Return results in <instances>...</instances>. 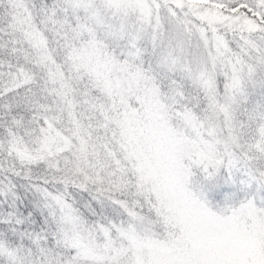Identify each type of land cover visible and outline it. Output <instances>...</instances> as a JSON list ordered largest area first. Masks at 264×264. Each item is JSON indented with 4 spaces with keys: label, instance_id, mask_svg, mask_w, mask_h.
<instances>
[{
    "label": "snow or ice",
    "instance_id": "6c2138e0",
    "mask_svg": "<svg viewBox=\"0 0 264 264\" xmlns=\"http://www.w3.org/2000/svg\"><path fill=\"white\" fill-rule=\"evenodd\" d=\"M0 264H264V0H0Z\"/></svg>",
    "mask_w": 264,
    "mask_h": 264
}]
</instances>
